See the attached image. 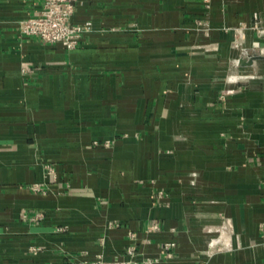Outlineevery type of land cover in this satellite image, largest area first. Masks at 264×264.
<instances>
[{"label": "crops", "instance_id": "obj_1", "mask_svg": "<svg viewBox=\"0 0 264 264\" xmlns=\"http://www.w3.org/2000/svg\"><path fill=\"white\" fill-rule=\"evenodd\" d=\"M43 7L0 0V264H264V0H78L72 50Z\"/></svg>", "mask_w": 264, "mask_h": 264}, {"label": "built area", "instance_id": "obj_2", "mask_svg": "<svg viewBox=\"0 0 264 264\" xmlns=\"http://www.w3.org/2000/svg\"><path fill=\"white\" fill-rule=\"evenodd\" d=\"M78 0H44V7L42 11L33 17H29L20 22V32L26 37H37L44 43L62 44L67 49L72 50L79 46L83 35L91 29V24L84 25L74 24L72 22L76 11V4ZM23 73H27L24 69ZM34 190H41V185L32 186ZM27 217L26 215L24 216ZM45 214L36 213L31 217L33 221H40L44 219ZM160 227L154 224L150 228V232H159ZM133 241L136 240L134 235H131ZM149 243V240H145ZM174 242H167L163 245V251L168 258L172 257V250L175 248ZM127 260L106 261L102 256L88 264H158L161 259L159 257H147L144 259H137L136 246L131 245L127 249Z\"/></svg>", "mask_w": 264, "mask_h": 264}, {"label": "water", "instance_id": "obj_3", "mask_svg": "<svg viewBox=\"0 0 264 264\" xmlns=\"http://www.w3.org/2000/svg\"><path fill=\"white\" fill-rule=\"evenodd\" d=\"M261 58L262 56L251 54V55H248L247 57H242L239 60V65L243 67L251 66L254 63V61L261 59Z\"/></svg>", "mask_w": 264, "mask_h": 264}]
</instances>
